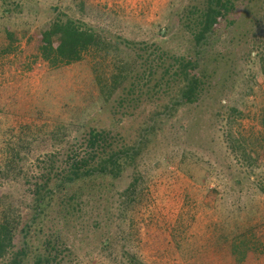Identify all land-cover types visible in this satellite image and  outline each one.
I'll list each match as a JSON object with an SVG mask.
<instances>
[{
    "label": "rangeland",
    "instance_id": "obj_1",
    "mask_svg": "<svg viewBox=\"0 0 264 264\" xmlns=\"http://www.w3.org/2000/svg\"><path fill=\"white\" fill-rule=\"evenodd\" d=\"M192 1L0 0V196L17 205L21 217L31 203L28 193L35 178L47 173L50 161L59 166L69 139L80 138L88 127L110 129L118 120L142 125L168 101L170 85H163L159 94L142 75L145 58L156 66L158 54L153 56V51L170 57L186 51L188 36L177 13ZM253 6L264 9V0ZM67 19L95 31L107 47L85 52L79 62L51 67L38 51L35 35L53 21ZM227 37L223 34L206 56L209 69L218 65V75L229 76V81L220 79L203 100L159 121L163 132L152 139L136 171L108 180L100 196L98 188L87 189L80 210L67 219L49 213L60 220L59 231L53 229L61 243L53 264H264V194L227 144L229 134L256 146L264 138L257 122L264 106V47L256 56L252 52L251 65L241 58L242 48L226 61L227 54L221 59L218 54L228 50ZM236 59L241 61L233 64ZM138 78L148 86L134 90L137 101L126 112L133 116L113 115L116 100ZM219 106L235 107L240 114L231 128L214 116ZM14 150L21 174L7 178L1 172ZM182 153L186 168L180 165ZM128 188L136 198L132 205L124 202ZM50 234L44 228L31 247H40ZM15 235L14 250L20 243V234ZM232 243L236 254L231 253Z\"/></svg>",
    "mask_w": 264,
    "mask_h": 264
},
{
    "label": "trees",
    "instance_id": "obj_2",
    "mask_svg": "<svg viewBox=\"0 0 264 264\" xmlns=\"http://www.w3.org/2000/svg\"><path fill=\"white\" fill-rule=\"evenodd\" d=\"M255 1L193 0L192 5L177 13L181 18L182 32L188 36L186 51L178 57H170L166 52L157 49L151 53L153 56L158 54L156 66H153V60L147 57L145 58L147 66L142 71V75L147 78V83L152 84L150 88L158 87L159 94L164 89L163 85H170L167 88V93L170 95L168 101L162 104L158 111L150 114L148 122L142 125H124L120 122L121 120H118L110 129L88 127L80 138L69 139L62 147L59 166H54L50 161L51 166L47 173H42L35 178L34 187L31 193H28L31 194V203L24 208L26 210L24 217H21L17 205L11 204L6 195L0 196V201L7 199L6 204L0 203V264H28L30 260L32 264H53L57 258L58 246L61 244L57 237V231H59L57 227L60 222L58 219L60 217L67 219L77 214L81 206L79 201L89 194L87 189L93 191L98 188L96 194L100 196L108 187V180L115 181L126 171H136L152 139H156L163 132L162 123L159 121L169 118L171 112H177L181 107L200 102L211 92V87H217L221 79L218 75L221 70L218 65L209 69L210 63H207L206 55L212 54L215 42L220 40L223 34L228 36L226 40L228 50L225 49L222 54L217 53L220 59L227 54L225 60H232L233 51L236 48H242L241 58L244 56L246 60L248 58L251 65L252 52H255L256 56L264 47V9H250L254 8ZM165 32L167 33V30ZM7 34L10 36L9 33ZM35 36L39 41L38 51L51 67L79 62L85 52L99 49L101 46L107 47L95 31L83 28L69 19L55 20L47 30ZM252 36L255 37V42L251 41ZM257 38L260 39V43L256 42ZM160 53L161 57H159ZM236 61L241 60L236 59L233 64ZM213 62H218L216 57ZM154 74H160V76L151 80ZM113 78L115 83L113 86H115L117 79L115 76ZM119 78L124 79L121 75ZM216 78L219 79L215 81ZM229 80V76L221 79L222 83ZM98 83L100 84L99 80ZM142 85L148 86L138 78L131 83V87H127L125 95H121L116 100L113 115L124 112V116H133L126 112L132 109V105L137 101L133 95L134 90L137 93ZM252 86H249L250 92L253 90ZM166 98L167 96L163 95L161 100L164 101ZM237 114L235 107L225 109L219 106L214 110V116L224 122L222 125L223 127L226 125L227 128L235 124L236 118L240 115ZM257 122L264 130V106L261 107ZM262 138L256 146L253 141L250 142L240 135L229 134L227 144L238 165L255 177L254 184L251 183L255 185L256 190L264 194V160L261 161V158H264V152H257V150H264V138ZM18 155L14 150L9 161L5 162V169L1 174L7 178L11 174L20 176ZM181 158V168H186L185 153H182ZM256 170L263 172L257 175ZM184 171L190 177L193 176L186 169ZM200 177L202 178L203 175ZM235 183L240 185L241 180L236 178ZM102 186L104 188H101ZM133 194L130 188L123 192L125 204L135 203L136 198ZM82 203L84 205L85 201ZM52 206L56 209H52ZM49 213H55L58 219L50 217ZM44 228H48L52 234L44 239L40 247H31L30 241ZM54 228H57L56 233L53 232ZM16 232L20 234V243L14 250ZM103 247H105L104 244ZM236 252L237 245L232 243L231 253L236 254Z\"/></svg>",
    "mask_w": 264,
    "mask_h": 264
}]
</instances>
